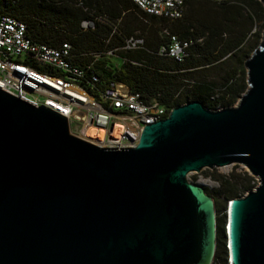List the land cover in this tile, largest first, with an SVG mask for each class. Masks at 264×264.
I'll list each match as a JSON object with an SVG mask.
<instances>
[{
	"label": "water",
	"instance_id": "obj_1",
	"mask_svg": "<svg viewBox=\"0 0 264 264\" xmlns=\"http://www.w3.org/2000/svg\"><path fill=\"white\" fill-rule=\"evenodd\" d=\"M243 68L233 106H174L130 148L0 90V264H211L214 202L186 175L229 165L256 185L225 201V264H264V29Z\"/></svg>",
	"mask_w": 264,
	"mask_h": 264
},
{
	"label": "trees",
	"instance_id": "obj_2",
	"mask_svg": "<svg viewBox=\"0 0 264 264\" xmlns=\"http://www.w3.org/2000/svg\"><path fill=\"white\" fill-rule=\"evenodd\" d=\"M0 12L21 20L34 42L49 47L67 42L73 61L96 78L93 88H86L91 95L112 80L167 108L192 101L209 110L230 107L246 88L243 62L257 46L264 27V11L257 0H185L182 16L172 21L147 16L130 0H0ZM83 20L91 21L92 28L81 29ZM255 22L261 25L250 40L248 33ZM151 23L168 25L161 30V38L145 28ZM136 29L142 49L115 50ZM165 32L190 41L180 62L156 54L169 40ZM108 50L112 56L105 54ZM210 179L218 184L211 191L216 195L211 264H225L224 201L242 196L255 184L246 173L217 174Z\"/></svg>",
	"mask_w": 264,
	"mask_h": 264
},
{
	"label": "built area",
	"instance_id": "obj_3",
	"mask_svg": "<svg viewBox=\"0 0 264 264\" xmlns=\"http://www.w3.org/2000/svg\"><path fill=\"white\" fill-rule=\"evenodd\" d=\"M130 1L143 14L170 21L182 16L185 2ZM79 26L83 30L91 29L92 23L83 20ZM167 35L168 42L161 45L156 54L180 62L190 41H180L174 35ZM142 46V38L129 35L115 50L134 51L142 49ZM105 54L112 56V51ZM73 58L67 42L53 47L34 42L27 37L26 26L21 20L0 12L1 91L34 108L43 106L65 117L70 134L105 148L133 147L145 124L166 117L170 108L155 98H141L119 82L111 80L96 91V96L91 95L86 88H93L92 82L96 78ZM114 128L117 129L113 138ZM88 130L99 133L100 138L89 136Z\"/></svg>",
	"mask_w": 264,
	"mask_h": 264
},
{
	"label": "rangeland",
	"instance_id": "obj_4",
	"mask_svg": "<svg viewBox=\"0 0 264 264\" xmlns=\"http://www.w3.org/2000/svg\"><path fill=\"white\" fill-rule=\"evenodd\" d=\"M232 1H234V0H232ZM137 16H139V15H137ZM137 16H135V21L141 23V21H139L140 20L139 17H137ZM141 24L143 25V23H141ZM260 25H261V22H255L254 23V26L250 29V31L248 33L249 34L248 35L249 37H247L248 39L251 40V38H252L251 36L255 33V31L257 30L258 26H260ZM145 28L149 29V31H151L154 36H156L158 38H161V30L163 28L167 29L168 25L163 26L162 24L151 23V24H147L145 26ZM263 29H264V27H263ZM138 34H139V32H138L137 29L132 33V35H138ZM214 78H216L215 75H214ZM235 102L231 106H233L235 104ZM243 173H246V171L241 165H229V166H225V167H222V168L202 169V170H200L197 173H188L186 175V181L188 183L201 186L203 191L205 192V194L208 195L212 199V201L214 202V199L216 198V195L213 192H211V191L215 190V189H218V184L216 182L212 181L210 179V177L213 176V175H217V174H223L225 176H227L229 174L241 176ZM246 175H248V174L246 173ZM251 178H252L253 184L256 185L255 178H253V177H251ZM219 200H221V199L219 198L218 201ZM225 201H224V204H225ZM222 213H224V212H222Z\"/></svg>",
	"mask_w": 264,
	"mask_h": 264
},
{
	"label": "bare ground",
	"instance_id": "obj_5",
	"mask_svg": "<svg viewBox=\"0 0 264 264\" xmlns=\"http://www.w3.org/2000/svg\"><path fill=\"white\" fill-rule=\"evenodd\" d=\"M116 129H117V128H114V131H113V133H112V134H113V135H112L113 138L115 137ZM94 133H95V132H93V130H88V131H87V134H88L89 136L94 135V136L97 137V139H99V138H100V134H99V133H98V134H97V133L94 134Z\"/></svg>",
	"mask_w": 264,
	"mask_h": 264
}]
</instances>
